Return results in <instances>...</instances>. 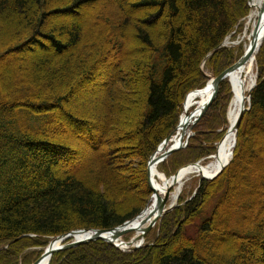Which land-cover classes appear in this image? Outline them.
<instances>
[{
  "label": "trees",
  "instance_id": "1",
  "mask_svg": "<svg viewBox=\"0 0 264 264\" xmlns=\"http://www.w3.org/2000/svg\"><path fill=\"white\" fill-rule=\"evenodd\" d=\"M249 2L0 0V264H34L45 250L24 263L27 247L142 213L153 194L150 157L206 73L238 61L223 44ZM256 65L231 161L180 195L153 244L150 234L134 251L94 240L50 264H264V40ZM229 87L225 79L194 127L213 128L211 138L193 135L160 172L208 162L227 128ZM79 137L95 144L83 162Z\"/></svg>",
  "mask_w": 264,
  "mask_h": 264
},
{
  "label": "bare ground",
  "instance_id": "2",
  "mask_svg": "<svg viewBox=\"0 0 264 264\" xmlns=\"http://www.w3.org/2000/svg\"><path fill=\"white\" fill-rule=\"evenodd\" d=\"M251 6L253 8L250 15V23L248 26V33L244 38V42L247 41V50L255 41L256 44L261 46L264 40V0H252ZM252 25V28H251ZM255 66V53L251 59L239 64L226 78L231 86L232 100L228 109V125L225 134L221 141L217 145L216 152L211 159L206 163H198L196 166H188L180 169V172L175 176L168 178V176L159 171L158 165L154 166L151 170V177L156 188V193L151 196V203L149 208L142 214L141 219L147 218L153 211L157 202V196L166 195L168 190H171L170 201L173 205H176L181 192L183 190L186 180L195 176L198 178H212L218 174L232 159L234 144L236 139V123L243 110L248 104V93L252 90L256 83V76L254 75ZM214 92L213 80L209 79L204 87L198 90L191 91L186 103L184 104V112L182 114L183 125L177 132V136L174 139V144L179 143V138L183 133L184 125L190 126L193 124L195 117H198L203 106L210 99ZM188 116L194 115L192 119ZM190 120V121H189ZM191 123V124H190ZM196 164V163H195ZM192 165V164H191ZM141 219L134 222L131 227L137 228ZM140 234V232H136ZM77 238H84V235L76 234ZM61 243H56L52 248H57ZM53 256V255H52ZM52 257L46 255L43 257L40 264H50Z\"/></svg>",
  "mask_w": 264,
  "mask_h": 264
},
{
  "label": "water",
  "instance_id": "3",
  "mask_svg": "<svg viewBox=\"0 0 264 264\" xmlns=\"http://www.w3.org/2000/svg\"><path fill=\"white\" fill-rule=\"evenodd\" d=\"M250 1H252V0H250ZM259 48H260V46H259ZM259 48H258V44H256V42L254 41L253 44L250 46V48L248 50H246L244 55L238 60V62H236L231 67L226 69L222 74H220L217 77H214L210 74H206L208 80L209 79L213 80L214 92L211 95L210 99L203 106V110L201 111L199 116L195 117L193 124L190 123L191 124L190 126H188L187 124L184 125V128H183L184 130H183V133L181 134V136L179 138V143L174 144V139L177 136V132L180 129V127H182V125H183L182 115H181L180 122L177 126L176 131L173 132L168 138H166L160 144L158 149L152 154V156L149 159L148 176H149V184L151 186L153 193H156V188L154 187V183H153L152 177H151L152 168L156 165H159L161 162H163L165 159H167L174 152H176L182 148H185L188 145L191 137L194 135V132H193L194 127L203 118L204 114L208 111L211 104L216 99L218 92H219L220 84L230 75V73L239 64H242V63L248 61L249 59H251L252 56L254 55V53L256 55ZM255 85H256V83H255ZM255 85H254V87H255ZM254 87L252 88V90L254 89ZM252 90L248 93V97H249L248 105L249 106H246L245 108H243V110H242V112L238 118V121L236 123V127H235L236 139H235L234 147L236 146V143H237L238 129L240 128L244 114L247 110L250 109V96H251ZM187 96H186L184 104L186 103ZM193 116L194 115H192L190 117L187 115V117H189L190 119L194 118ZM198 163H200V162H197L196 164L194 163L192 165L191 164L187 165L183 168H186L188 166H196ZM225 167L218 174H216L214 177L204 178V179L212 180V179L218 177L219 174L222 173V171L225 169ZM179 172H180V170L176 174H174L172 177H175ZM168 178H171V177H168ZM170 195H171V190H168L166 195H164L163 197L157 196V202L155 204L153 211L145 219H141V217H142V214L149 208L150 203H151V199L149 200L148 205L145 207V209L142 211L141 214H139L136 218H134L130 221H127L126 223H124L118 227H115L112 229L74 230L68 234H64V235L53 238L51 240L50 244L48 245V247L45 249V252L43 253V255L34 264H40L43 257H45L46 255L52 257V255L55 252H59L61 250L71 249V248H74V247L79 246L81 244H85V243H88V242L94 241V240H104V241H107V242H109V243H111V244H113L119 248H122V249L128 250V251L136 250L137 248H139L143 244L145 237L156 226V224L160 221V219L167 212L171 211L173 209V207L175 206V205L171 204L170 207H168ZM139 219H141V221L139 222V226L137 228L131 227V225L134 224V222L139 220ZM130 232H140V234H136L134 239L131 240L130 242L124 241L122 239L123 236L126 235L127 233H130ZM76 234L84 235V238L83 237L77 238ZM56 243H61V245L57 246V248H52ZM131 245H135V246H131Z\"/></svg>",
  "mask_w": 264,
  "mask_h": 264
},
{
  "label": "rangeland",
  "instance_id": "4",
  "mask_svg": "<svg viewBox=\"0 0 264 264\" xmlns=\"http://www.w3.org/2000/svg\"><path fill=\"white\" fill-rule=\"evenodd\" d=\"M249 5H250V13H249V15L248 16H246L240 23H239V25L235 28V30L228 36V38H226L225 39V42H224V47H226V48H228V49H230V50H233V52H234V54L236 55V58L238 59H240L243 55H244V53L246 52V50H247V41H245L244 42V38L246 37V35H247V31H248V26H249V23H250V15L252 14V11H253V8H252V6H251V1L249 2ZM251 28H252V25H251ZM263 43V42H262ZM262 45V44H261ZM261 47V46H260ZM260 49V48H259ZM259 51V50H258ZM258 51H257V53H258ZM257 53H256V55H257ZM256 55H255V66H254V75L256 76V82H257V65H256ZM236 59V60H237ZM238 59V60H239ZM236 62H238V61H236ZM206 74H210V75H212L213 76V74L212 73H206ZM207 76V75H206ZM215 77V76H214ZM208 81V80H207ZM231 89H230V87H229V89H228V93H229V96H231ZM84 94H89L88 92H86V91H84L83 92ZM231 100H232V96H231V99H230V102H229V107H230V103H231ZM248 105V104H247ZM228 107V108H229ZM183 112H184V104H183V110H182V114H183ZM181 114V115H182ZM226 114H228V112H226ZM227 116V115H226ZM181 117V116H180ZM215 120H219V117H218V115L217 116H215ZM226 120H227V123H226V127H227V125H228V116L226 117ZM66 126H67V131H71V129L70 128H74L73 127V125H75V124H73L72 126H68L67 124H65ZM96 128V127H95ZM98 129V127L96 128V130ZM212 129L213 128H203V129H200V130H196L195 128L193 129V132H194V135L195 134H197L198 136H199V138H200V140L201 141H205L206 139H209V138H211V137H209L211 134H213V133H211V131H212ZM222 130V129H221ZM221 130H213L214 131V133H218V132H220ZM212 138H214V137H212ZM202 139H204V140H202ZM83 140V139H82ZM81 140V137H79V139H78V141H76V145H77V147H79L80 146V144L81 145H83L82 146V148H80L79 150L80 151H82V158H83V160H82V162L83 161H85V160H89L92 156H94L95 155V144L93 145L92 143H87L85 140H83L82 141ZM195 142V141H194ZM193 142V143H194ZM78 143H80L79 145H78ZM189 144V143H188ZM213 156V155H212ZM202 159H206L207 161H209L210 159H211V156H204ZM201 159V160H202ZM203 160V161H204ZM191 164H193V163H191ZM187 165H190V164H187ZM186 166V165H185ZM163 173V172H162ZM165 174V173H164ZM201 179L202 178H198V177H195V176H191V177H189L187 180H186V182H185V184H184V187H183V190H182V192H181V195L182 196H185L186 198H187V196L188 195H193V193H195V191H196V188L199 186V183H200V181H201ZM150 199H151V197H150ZM180 199V198H179ZM172 203H171V201L169 200V202H168V207H170V205H171ZM179 204V200H178V202H177V204L175 205V206H177ZM173 205V204H172ZM174 206V207H175ZM173 207V208H174ZM156 233H158V230H157V228L156 227H154L153 229H152V231L149 233L150 234V236H149V238L148 239H150L149 240V243L150 244H153L154 242H155V240L156 239H154V236H155V234ZM148 234V235H149ZM126 235H129V239L128 240H126L125 238H124V236H126ZM126 235H124L123 236V240L124 241H126V242H130L131 240H133L134 239V237L136 236V232H130V233H127ZM147 237V236H146ZM146 237H145V240H146ZM144 240V242H146ZM144 242H143V244H144ZM50 243H48V245H49ZM142 244V245H143ZM48 245H46V247H44V246H40V245H34V246H32V247H27V248H25L23 251H22V254L19 256V259L20 260H24V263L26 262H31V261H33V260H35L36 259V257H37V255L41 252V251H44L47 247H48ZM141 245V246H142ZM131 246H135V245H131ZM140 246V247H141ZM125 251H128V250H125ZM41 257V256H40Z\"/></svg>",
  "mask_w": 264,
  "mask_h": 264
}]
</instances>
